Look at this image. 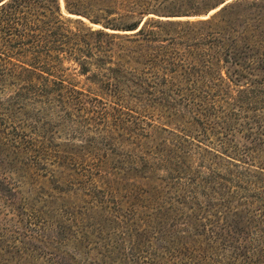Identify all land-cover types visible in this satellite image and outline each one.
Listing matches in <instances>:
<instances>
[{
    "label": "trees",
    "instance_id": "trees-1",
    "mask_svg": "<svg viewBox=\"0 0 264 264\" xmlns=\"http://www.w3.org/2000/svg\"><path fill=\"white\" fill-rule=\"evenodd\" d=\"M196 1L98 44L108 109L58 1L0 0V264H264V0Z\"/></svg>",
    "mask_w": 264,
    "mask_h": 264
},
{
    "label": "rangeland",
    "instance_id": "rangeland-1",
    "mask_svg": "<svg viewBox=\"0 0 264 264\" xmlns=\"http://www.w3.org/2000/svg\"><path fill=\"white\" fill-rule=\"evenodd\" d=\"M6 1V0H2ZM60 13L62 15V25L67 31H69L74 38L77 37L78 43L82 49H84L83 58L87 61L84 68L79 62L73 58L65 56L62 61L61 74L63 79L72 83L75 89L81 91L87 95V98L97 96L98 99L105 102L107 108L109 105H113L112 92L107 87H104L99 81L100 78L105 79L104 76L110 73L106 70L108 67H112L113 64L104 63L102 68L95 64V48L100 43L104 48V44H107L111 48L113 53V60L116 61V55L124 50L120 49L119 44L123 43L129 38L134 31L124 30L123 25L137 22L140 20L139 27L145 22H184V21H198L207 19L215 12L208 14H194L195 7H197L196 0H57ZM75 1H80L84 8H76L75 5L70 4ZM232 1V0H228ZM69 3V8L67 4ZM1 4V3H0ZM79 9L82 12H77ZM217 11V10H216ZM97 31H101L104 34L115 36L114 40H111L104 36L97 35ZM107 49V47H106ZM89 51V53H87ZM83 52V51H82ZM102 75H104L102 77ZM125 101H129L131 106L138 103L136 99L128 91L125 93ZM89 105V102H88ZM134 107H138L137 105ZM69 126V125H68ZM71 129L70 126L65 130L64 135L55 136L57 142H70L76 146L86 143V138L82 136H76L73 139L70 138ZM92 129V128H90ZM95 135L87 132V135ZM86 137V134L84 135Z\"/></svg>",
    "mask_w": 264,
    "mask_h": 264
},
{
    "label": "water",
    "instance_id": "water-1",
    "mask_svg": "<svg viewBox=\"0 0 264 264\" xmlns=\"http://www.w3.org/2000/svg\"><path fill=\"white\" fill-rule=\"evenodd\" d=\"M216 10H218V9H216ZM216 10L215 11H212L211 13H209V14H212L213 12H216Z\"/></svg>",
    "mask_w": 264,
    "mask_h": 264
}]
</instances>
